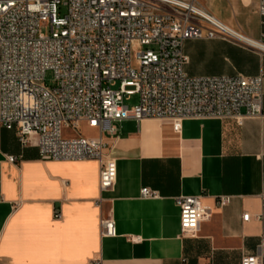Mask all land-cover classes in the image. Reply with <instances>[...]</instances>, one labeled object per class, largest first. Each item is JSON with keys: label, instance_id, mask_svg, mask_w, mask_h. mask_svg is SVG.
Instances as JSON below:
<instances>
[{"label": "crops", "instance_id": "obj_1", "mask_svg": "<svg viewBox=\"0 0 264 264\" xmlns=\"http://www.w3.org/2000/svg\"><path fill=\"white\" fill-rule=\"evenodd\" d=\"M196 1L251 43L185 41L184 72L262 75L264 109V17L256 0ZM180 125L174 133L165 119L112 122L114 136L101 134L116 166L105 192L98 190L97 161L41 160L35 147H20L12 131L0 128V264H239L242 255L264 256V119L240 126L184 119ZM98 135L92 129L86 137ZM141 188L156 197L141 198ZM179 196H199L211 213L193 238L179 235ZM219 196H229V204L217 208ZM107 217L112 238L99 235V221Z\"/></svg>", "mask_w": 264, "mask_h": 264}, {"label": "built area", "instance_id": "obj_2", "mask_svg": "<svg viewBox=\"0 0 264 264\" xmlns=\"http://www.w3.org/2000/svg\"><path fill=\"white\" fill-rule=\"evenodd\" d=\"M256 12L264 17V0H256ZM188 40L248 46L249 39L196 0H0V128L12 131L20 147H35L41 160L97 161L98 190L105 192L116 166L101 134L114 136L112 122L165 119L178 133L184 119L237 126L263 120V76H187L182 44ZM47 72L51 88L43 84ZM132 95L137 103L127 108L123 97ZM79 124L99 135L66 134ZM6 161L13 164L16 157ZM139 196L155 198L156 192L141 188ZM229 201L219 196L215 206ZM175 205L179 235L195 237L210 211L199 196H179ZM52 217L60 215L54 210ZM99 235L115 236L110 217L99 221ZM239 264H264V256L242 255Z\"/></svg>", "mask_w": 264, "mask_h": 264}, {"label": "rangeland", "instance_id": "obj_3", "mask_svg": "<svg viewBox=\"0 0 264 264\" xmlns=\"http://www.w3.org/2000/svg\"><path fill=\"white\" fill-rule=\"evenodd\" d=\"M60 14L62 15L63 13L60 12ZM41 32L43 34H47V31L45 29H42ZM43 84L49 88L54 86V82L52 80L51 73L47 72L45 74ZM116 87L117 86H115L114 88H116ZM122 102L127 108H131L132 106H134L137 103V97H136V95H132L127 100H125V98L123 97ZM65 132L67 135H77V134L84 135V136H91L92 135V129L86 128L85 125H83V124H79L73 131L72 130H66Z\"/></svg>", "mask_w": 264, "mask_h": 264}, {"label": "bare ground", "instance_id": "obj_4", "mask_svg": "<svg viewBox=\"0 0 264 264\" xmlns=\"http://www.w3.org/2000/svg\"><path fill=\"white\" fill-rule=\"evenodd\" d=\"M245 42L247 43V45L251 43L250 40H245ZM253 45H254V44H253ZM256 47H257V46H256ZM263 47H264V46H263ZM258 48H259V47H258ZM259 49H261V48H259ZM261 51H264V48H262Z\"/></svg>", "mask_w": 264, "mask_h": 264}]
</instances>
